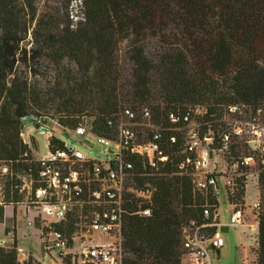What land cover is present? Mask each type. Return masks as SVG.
Returning <instances> with one entry per match:
<instances>
[{
	"label": "trees",
	"instance_id": "1",
	"mask_svg": "<svg viewBox=\"0 0 264 264\" xmlns=\"http://www.w3.org/2000/svg\"><path fill=\"white\" fill-rule=\"evenodd\" d=\"M41 1L0 0V164L9 169L0 176V219L3 206L19 200L11 191L14 175L37 165L21 138L26 116L42 124L54 121L63 131L86 118L94 133L105 136L106 121L117 119L126 105L135 112L148 107L156 120L197 106L217 115L230 105L264 104V0H85V19L75 30L69 0L62 10L42 9ZM148 37L161 45L155 60L140 44ZM28 38L29 50L23 48ZM124 40L129 82L116 60ZM41 58L56 69L51 86L29 79ZM48 142L60 146L53 136ZM258 187L252 264H264V171ZM242 196L238 188L227 201L237 203ZM205 201L216 206L210 194L194 193L186 177L157 181L151 215L123 222L122 264H181L182 228L189 221L204 223ZM64 231L70 237L72 225ZM14 248L15 242L0 248V264H16Z\"/></svg>",
	"mask_w": 264,
	"mask_h": 264
},
{
	"label": "built area",
	"instance_id": "2",
	"mask_svg": "<svg viewBox=\"0 0 264 264\" xmlns=\"http://www.w3.org/2000/svg\"><path fill=\"white\" fill-rule=\"evenodd\" d=\"M152 115L148 107L138 112L123 108L117 119L106 121L105 136L94 133L83 118L65 130L74 142L53 136L60 146H49L47 140V153L36 160V168L14 175L11 191L19 200L9 205L39 210L35 223L43 255L56 251L67 264H122L123 222L129 216L149 217L156 182L172 176L188 178L194 193L216 200V206L204 202L203 224L189 221L182 228V258L189 264H210L209 250L223 247V240L209 231L217 226L218 177L226 196L243 190L240 202L229 203V226L241 225L246 180L254 178L259 190L264 171V104L230 105L217 115H208L202 106L167 111L156 120ZM7 175L8 167L0 164V176ZM258 205L259 198L254 210ZM68 225L70 237L64 231ZM76 238L80 251L66 254ZM14 250L16 264H36L21 247Z\"/></svg>",
	"mask_w": 264,
	"mask_h": 264
},
{
	"label": "rangeland",
	"instance_id": "3",
	"mask_svg": "<svg viewBox=\"0 0 264 264\" xmlns=\"http://www.w3.org/2000/svg\"><path fill=\"white\" fill-rule=\"evenodd\" d=\"M69 1L70 2L67 7V12L69 15V21H71L70 24L73 26L71 29L75 30L79 23H83L85 19V9L80 4V2L82 3L85 0ZM65 5L66 0H42L40 3V7H42V9L57 8L62 10ZM140 44L146 48L150 59L155 60V52L161 47L159 41L153 37H148L145 40H141ZM23 48H26L27 50L31 48L29 38L27 39V42L24 43ZM128 49L129 42L124 40L119 44L116 55V60L119 67L124 69L123 77L125 82H129L131 64L128 56ZM38 62L39 63L37 65L33 66V70L37 75L35 77H31L30 74H28L29 79L34 81L35 84L39 83L40 86H51L54 82L56 69L45 58H41ZM64 63H66V61H64ZM18 68L27 75V67L20 63L18 64ZM69 68L70 70L76 71V66L73 63L70 64ZM159 102V105L163 107L164 104L161 101ZM126 108H128V105H126ZM152 116H154V114ZM41 126L47 128L49 133H40L33 127L32 124L27 123L23 124V132L21 134L23 142L28 145L31 150L32 157L35 160H42L46 155L47 140L50 136H55L62 142L75 141V136L71 132L61 130L54 121L48 120L46 124L41 123ZM77 148L82 152L88 151L84 147L78 146ZM243 153L247 154L245 149H243ZM218 171H220V165L218 167ZM217 183L220 195L217 198V223L219 227L216 229V233H218V236L223 240L224 246L219 253H216L214 256L210 257V264H243L242 249L251 247L253 245L255 232L251 227H249L248 224H244L242 227L228 226L230 223V217L232 215V209L230 208L227 201L223 179L218 177ZM256 184L257 183L254 178H247L245 186V204L247 207H252L257 203L258 189ZM3 210H5V216L9 217L12 215L13 207L7 205V207L3 208ZM17 210L20 211V213H18V220L20 225L23 227L20 232V238L22 239H20L17 245L21 247L36 264H67L63 258L58 256L59 254L56 251L45 253L44 255L42 254L40 233L34 225L35 219L39 214V210L29 209L27 216L25 215V207L19 206L17 207ZM27 222H31L32 225L28 226ZM10 231H12L11 220L5 221L4 217H2V219H0V241L6 240L7 242L5 241L4 243L5 247H2L1 243L0 248L10 249L12 247V234H7L8 232L12 233ZM28 233H30V235H28ZM78 242V238L72 240V244L68 247L69 251H66V254L79 252L80 247L78 246Z\"/></svg>",
	"mask_w": 264,
	"mask_h": 264
},
{
	"label": "crops",
	"instance_id": "4",
	"mask_svg": "<svg viewBox=\"0 0 264 264\" xmlns=\"http://www.w3.org/2000/svg\"><path fill=\"white\" fill-rule=\"evenodd\" d=\"M258 198H259V190H258ZM257 204H258V199H257V203L255 205H253L252 207L245 206V209L243 211V219L241 221V225L238 226V227H242L244 224H248L249 227H251L252 230H254V232H255L253 245L251 247L242 249V251H243V254H242V262H243V264H252L253 263V259H254L253 255H252V251L256 248V237H257V231H258L257 211L254 210V207ZM5 207H7V205L3 206V208H5ZM12 207H13V212H12L11 216H9V217L5 216V210H3L2 212H3L4 220L5 221H7V220L10 221L11 220V222H12V231H10L12 233H9V232L7 233L8 235L12 234V238H13L12 241L13 242H12L11 246H13L14 242H15V246H18L17 245L18 242L20 241V239H22V238H20V232L23 229V227H22V225H20L19 220H18V213H20V211L17 210V207H19V206H12ZM27 213L28 212L25 211V215L26 216H27ZM216 224H217V226L215 227V229H213L214 232H212V233L219 235L218 233H216L217 232L216 229L219 227L218 223H216ZM34 225L38 229V227L36 226L35 222H34ZM28 235H30V233H28ZM5 241H4V243H5ZM223 246H224V244H223ZM3 247H5V246L3 245ZM222 249H223V247L221 249H219V250H212V249L209 250L210 257L214 256L216 253H219ZM181 264H189V263H188L186 258H182Z\"/></svg>",
	"mask_w": 264,
	"mask_h": 264
},
{
	"label": "water",
	"instance_id": "5",
	"mask_svg": "<svg viewBox=\"0 0 264 264\" xmlns=\"http://www.w3.org/2000/svg\"><path fill=\"white\" fill-rule=\"evenodd\" d=\"M22 123L23 124H27V123H30L33 125V127L38 130L40 133H43V134H47L49 133V130L47 128H44L42 126H40V118L38 117H34V116H26L24 118H22ZM0 244H1V241H0Z\"/></svg>",
	"mask_w": 264,
	"mask_h": 264
}]
</instances>
